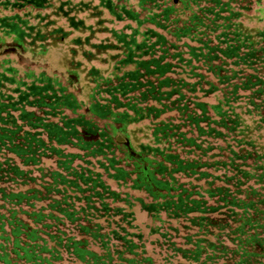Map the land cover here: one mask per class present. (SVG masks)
Returning <instances> with one entry per match:
<instances>
[{
    "label": "trees",
    "instance_id": "obj_1",
    "mask_svg": "<svg viewBox=\"0 0 264 264\" xmlns=\"http://www.w3.org/2000/svg\"><path fill=\"white\" fill-rule=\"evenodd\" d=\"M263 2L0 0V43L114 63L89 105L0 72V264H264Z\"/></svg>",
    "mask_w": 264,
    "mask_h": 264
},
{
    "label": "rangeland",
    "instance_id": "obj_2",
    "mask_svg": "<svg viewBox=\"0 0 264 264\" xmlns=\"http://www.w3.org/2000/svg\"><path fill=\"white\" fill-rule=\"evenodd\" d=\"M79 18L85 19L86 25L95 22L87 15H79ZM105 18H108V16L106 15ZM113 26L116 29H121L124 25L116 23ZM109 27L112 28V26ZM77 36L85 37L86 33L74 32L71 37ZM108 36V34H98L92 42L99 43ZM71 37L64 43L49 46L42 51L36 52H32L31 50H16V44L10 41L0 43V72L6 73L5 70L7 68L15 70L14 75L11 74L9 76H15L17 80L25 81L28 84L44 76V78H49L54 81L55 85L60 84L61 87H64L67 93H71L78 102L89 105L92 101L90 95L94 88L89 78V73L94 68L99 70L103 76L107 77L112 72L114 66L110 58L113 53H98L87 46L77 47L70 43ZM85 52H93L96 55L94 59L89 60L84 56ZM138 127L144 128L143 125ZM263 135L264 132L262 133ZM141 142L144 143V141ZM135 195L137 196L139 194ZM134 211L137 225H139L141 232L146 238L148 249L150 251L154 250L157 253L159 250L158 247L151 246V243L160 241L159 236L154 235L153 232L161 226V222L144 211L139 204L135 206ZM161 218L164 220L165 216L162 214ZM152 255L157 263L161 262L162 255Z\"/></svg>",
    "mask_w": 264,
    "mask_h": 264
}]
</instances>
